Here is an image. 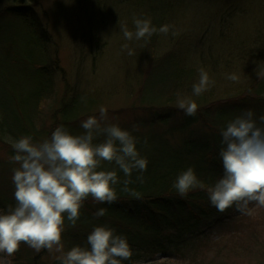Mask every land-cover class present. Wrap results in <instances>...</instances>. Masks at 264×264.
<instances>
[{
  "label": "rangeland",
  "instance_id": "1",
  "mask_svg": "<svg viewBox=\"0 0 264 264\" xmlns=\"http://www.w3.org/2000/svg\"><path fill=\"white\" fill-rule=\"evenodd\" d=\"M169 3L171 11L163 25H169L170 32L158 37L156 54L158 58L174 55L180 68L190 70L191 76L186 83L183 81L161 95L156 94L158 88L148 94L144 82L151 70V60L145 52L132 50L131 41L125 39L121 30L122 26L129 30L135 17L132 2L33 0L26 3L39 28L46 33V64L53 71V91L50 99L39 105L35 118L37 130H44L46 134L50 125L59 121L56 109L61 100L80 92L89 95L95 104L90 116L98 115L99 108L105 107L109 122L132 132L139 145L146 140L151 145L153 136L177 145L180 139L192 136L191 131L196 136L205 131L200 121L178 129L187 116L177 106L181 100H194L198 105L196 115H199L198 111L209 104L224 100L236 102L244 97L254 113L263 114L264 93L258 95L249 87L264 84V59L256 62L248 58L251 64L241 66L244 58L240 57L239 47L233 44L253 33L255 36L257 25L259 27L262 24L259 21L264 18V0H170ZM7 19L14 20V17ZM91 37L92 40L100 39L101 48L96 54L92 50ZM201 69L208 72L214 84L195 97L192 86L199 80ZM230 74L236 79H228ZM3 91L0 84V92ZM151 95L161 99L149 102ZM154 115L171 116L172 119L153 122ZM80 124L81 121L79 129L83 131ZM169 127V136L162 137ZM1 139L11 146L15 140L10 136ZM12 157L0 144V164L18 167ZM12 174L7 178L10 184ZM94 206L96 202L90 203L91 208ZM230 214L229 218L210 223L203 232L183 243L178 251L153 255L135 264H264V207L250 204L248 214L236 209ZM63 247L67 251L64 244ZM18 256L0 254V264H52L60 253L55 248L37 252L24 243Z\"/></svg>",
  "mask_w": 264,
  "mask_h": 264
},
{
  "label": "trees",
  "instance_id": "2",
  "mask_svg": "<svg viewBox=\"0 0 264 264\" xmlns=\"http://www.w3.org/2000/svg\"><path fill=\"white\" fill-rule=\"evenodd\" d=\"M32 1L0 0V84L4 88L0 92V144L9 150L11 156L14 155L13 148L3 142L2 137L10 136L16 140L22 136H31L34 141L39 142L45 139L44 135L50 137L59 125H64L72 133L82 132L79 123L90 116L89 113L95 105L84 92L71 94L69 98L67 96L62 99L60 107L56 109L59 121L50 125L51 128L46 134L44 130H37L35 118L39 113V105L50 99L53 91V71L46 64V33L39 28L37 20L26 5ZM128 1L133 3L131 9L135 17L150 18L157 29L164 24L171 11L170 0ZM8 17H14V20H8ZM259 22L262 24L259 27L257 25L255 36L253 33L249 38L233 44L239 47L240 57L244 58L240 61L242 64L238 62L241 66L251 64L249 59L256 62L264 59V18ZM129 30L135 31L133 22ZM160 34H153L147 40H131L132 50L145 52L151 60V70L144 82L148 94L153 93L152 90L156 88L159 90H155L156 94H165L169 88L189 81L188 77L191 76L190 70L180 68L174 55L158 58L156 53ZM92 39L93 37L90 38L92 50L96 54L101 48L100 39ZM183 78L186 79L182 80ZM249 90L258 95L263 94L264 84L261 82L256 87L250 86ZM151 96L148 97L149 102L161 99ZM248 101L244 97L236 102L224 100L218 104H209L198 111L199 115L186 116L178 129L193 126L196 121H200L205 131L198 136L191 131L192 136L180 139L179 143L176 142L177 145L171 144L168 139L157 140L155 136L151 145L147 140L142 145L136 144L140 155L148 161L147 170L142 173L143 182L136 179L139 173L134 171L131 177L133 182L128 185L131 191L140 194L139 199L123 190V181L127 179L123 172L115 164L105 162L102 165L104 169L117 171L120 181L115 186L117 200L110 205L97 203L91 197L84 200L75 226L67 219L64 221L61 242L66 250L74 245L87 247V235L92 228L97 224H106L128 239L132 256L123 264H135L136 261L153 255L176 252L183 243L203 232L210 223L229 218L235 207L218 211L210 204L208 193L203 188L196 187L181 197L172 185L178 173L188 167L195 170L205 188L215 183L223 173L218 155L221 147L220 130L235 116L252 110ZM255 115L259 117L264 113L255 112ZM151 119L161 123L172 118L154 115ZM170 130L171 128L161 136L167 138ZM99 139L102 140L103 137ZM14 168L16 167L10 164H0V209L6 210L15 205L14 185L7 182ZM92 202H96L94 208L90 207ZM101 207L106 209V213L103 217H96L94 213ZM23 245L21 242L15 256H18ZM52 264H59V259Z\"/></svg>",
  "mask_w": 264,
  "mask_h": 264
},
{
  "label": "clouds",
  "instance_id": "3",
  "mask_svg": "<svg viewBox=\"0 0 264 264\" xmlns=\"http://www.w3.org/2000/svg\"><path fill=\"white\" fill-rule=\"evenodd\" d=\"M133 24L134 32L121 28L129 41L170 32L169 25L157 29L147 17H134ZM227 78L236 79L231 74ZM213 84L208 72L201 69L199 80L192 86L193 96L199 97ZM177 106L187 116H195L198 108L191 98ZM80 127L83 131L79 134L59 125L42 141L22 136L12 142V160L18 165L11 177L15 205L0 209V254L12 257L23 242L37 252L55 248L60 253L59 264H123L131 258L127 237L106 224L92 228L87 247L74 245L64 250V221L75 226L84 200L91 197L109 205L117 200V171L102 165L115 164L127 178L123 190L139 199L140 194L128 185L133 182L134 171L139 173L136 179L143 182L148 163L136 147L138 138L118 123L109 122L105 107L99 108L98 115L82 120ZM220 136L218 155L223 173L215 183L205 188L195 170L188 167L178 173L172 187L181 197L196 187L203 188L210 204L220 212L235 207L248 214L250 204L264 207V115L256 117L253 110H246L228 121ZM105 213L101 207L94 215L103 217Z\"/></svg>",
  "mask_w": 264,
  "mask_h": 264
}]
</instances>
